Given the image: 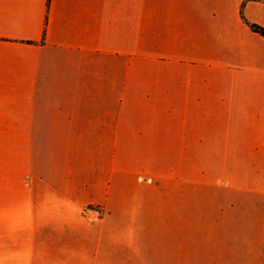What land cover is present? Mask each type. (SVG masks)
<instances>
[{"label": "crops", "instance_id": "crops-1", "mask_svg": "<svg viewBox=\"0 0 264 264\" xmlns=\"http://www.w3.org/2000/svg\"><path fill=\"white\" fill-rule=\"evenodd\" d=\"M244 2L264 27V0H0V141L24 162L0 264H264V37ZM164 157L196 190L209 159L238 260L202 261L198 217L164 216Z\"/></svg>", "mask_w": 264, "mask_h": 264}, {"label": "rangeland", "instance_id": "rangeland-1", "mask_svg": "<svg viewBox=\"0 0 264 264\" xmlns=\"http://www.w3.org/2000/svg\"><path fill=\"white\" fill-rule=\"evenodd\" d=\"M19 144L0 141V199L6 195L11 179L16 176L17 168H23L24 162L22 160L20 162L18 159ZM198 160L201 165L202 176L200 182L197 183L198 189L196 190L193 189V186L183 183L182 180L187 172L180 163V159L164 157V216H169L172 220H176L178 216L183 214H194L198 217V221L194 225L200 236L202 261L238 260V256L224 253L223 223H215V219L219 216L216 200L223 195L210 185L209 159ZM186 199H189L190 203L194 200L197 206L188 208ZM254 257L256 258V255H253V260ZM250 260H252L251 255Z\"/></svg>", "mask_w": 264, "mask_h": 264}, {"label": "trees", "instance_id": "trees-1", "mask_svg": "<svg viewBox=\"0 0 264 264\" xmlns=\"http://www.w3.org/2000/svg\"><path fill=\"white\" fill-rule=\"evenodd\" d=\"M244 5H245V2L243 3L242 10H241V15H242L243 20L246 22V24H248L250 26V28L254 32H256V33H258V34H260L261 36L264 37V27L261 26V25L255 24V23H251L244 17V14H243Z\"/></svg>", "mask_w": 264, "mask_h": 264}, {"label": "built area", "instance_id": "built-area-1", "mask_svg": "<svg viewBox=\"0 0 264 264\" xmlns=\"http://www.w3.org/2000/svg\"><path fill=\"white\" fill-rule=\"evenodd\" d=\"M103 212L100 209V207L97 206H89L84 209V214L89 215V214H98L101 215Z\"/></svg>", "mask_w": 264, "mask_h": 264}]
</instances>
